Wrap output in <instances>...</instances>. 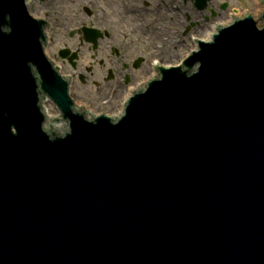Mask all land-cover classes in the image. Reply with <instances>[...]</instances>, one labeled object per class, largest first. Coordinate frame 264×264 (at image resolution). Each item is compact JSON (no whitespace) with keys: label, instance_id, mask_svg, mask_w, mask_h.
I'll return each mask as SVG.
<instances>
[{"label":"water","instance_id":"95a60500","mask_svg":"<svg viewBox=\"0 0 264 264\" xmlns=\"http://www.w3.org/2000/svg\"><path fill=\"white\" fill-rule=\"evenodd\" d=\"M259 16L87 117L25 0H0V264H264Z\"/></svg>","mask_w":264,"mask_h":264},{"label":"flooded vegetation","instance_id":"af4514ba","mask_svg":"<svg viewBox=\"0 0 264 264\" xmlns=\"http://www.w3.org/2000/svg\"><path fill=\"white\" fill-rule=\"evenodd\" d=\"M189 1L195 3L193 0H183L185 4ZM212 2L209 1L205 11H201L196 4L194 6L198 19L196 25L200 28L198 31H206L202 22L208 21L205 12L208 13ZM175 3V0H25L30 16L42 25L44 53L49 58L57 54L56 59L62 63L61 76L69 83L75 110L81 112L90 108L92 103L87 101L83 106L76 104L73 90L77 79L84 86L93 83L97 89L117 82L115 87L110 88L115 93L113 97L119 98L121 90H126L141 79L142 75L136 77L135 72L152 69L158 72L161 66L158 63H162L163 67L166 66L164 63H170L164 56V47L168 46L160 45L159 39L170 43L176 30L175 13H187L189 27L184 36L188 35L192 26H196L191 23L192 8H176ZM220 8L223 10L224 5ZM211 15L217 17L216 12L212 11ZM88 33L97 37V44L88 42ZM136 52L139 55L134 58L131 54ZM61 53L67 54L66 60L60 57ZM84 54H90L92 60L89 67L84 68L85 72L64 75L67 66L77 71ZM74 55H77V61L71 62ZM52 63L54 66L57 64ZM94 76H99L102 82L95 81ZM104 102L105 109L115 105L114 100Z\"/></svg>","mask_w":264,"mask_h":264},{"label":"rangeland","instance_id":"374dc122","mask_svg":"<svg viewBox=\"0 0 264 264\" xmlns=\"http://www.w3.org/2000/svg\"><path fill=\"white\" fill-rule=\"evenodd\" d=\"M175 1H176L175 3L176 8L178 7L183 9L190 7L192 8L193 11L191 13V23L192 24L194 23L196 25L198 19H197V15L194 13L195 3L189 1V3L185 4L183 0H175ZM223 5H227V9L225 11L221 10L220 8ZM259 10H264L261 0H213L212 5H210V7L208 8V13L205 12L208 21L205 22L202 20L203 21L202 26H205L206 31H208V29H211L215 25L218 26L219 24L220 27H228L230 26V23H228L227 25H225V23L230 21V16L239 17L246 11V17L247 16L253 17V19L257 22L258 26L261 27ZM185 11L187 10L185 9ZM212 11L213 13L216 12L217 17H212L213 16L211 15ZM186 17H187L186 12L184 13L176 12L174 15L176 30L174 35L172 36L173 38L172 41L170 40V43L168 44L167 42L163 41L162 38L159 39L160 45L162 44L168 46V47H164L166 49L165 51L166 54L164 56H166V59L170 60V63L168 64L164 63L165 65L179 64V58H184V55H187L188 51H190L194 46L193 42H197L198 36L201 35V31L197 30L200 28L198 27V25H196L191 27L187 36H184L187 27H189V20L187 21ZM153 41H157V39H153ZM202 41H206V40H202ZM56 55L57 54H52L50 58L51 59L53 58L52 61L55 62V64L57 63V65L61 67L62 63L59 59H56ZM131 55L135 58L137 55H139V52L132 53ZM102 57L103 55L100 56V58ZM185 58L187 59V56H185ZM91 61H92L91 55L84 54L83 59L79 64V67L77 68V71H74L71 67L67 66L65 68V71H63V73L64 75H67V73L78 75L80 72H85L84 68L89 67ZM158 64L162 66V63H158ZM152 71L153 69L145 70L142 72L139 71L135 72L134 74L136 75V77L142 75L141 79H139L135 85L134 84L129 85L126 90L124 91L121 90L119 93L120 95L119 98L113 97L115 93L113 89L110 88L111 86L115 87L117 82L106 84L105 87L97 89L93 83H88L86 86H84L80 84L77 79L76 87L73 90V98L78 106L79 105L83 106L84 105L83 103L85 104H87L88 102L92 103V106L85 110V114L87 117H97L100 114H106L110 117V115L119 114V110L123 109L122 101L125 100L126 96L130 93V90L134 89L135 87H136L135 90H144V84L142 85V83H144V78H149V75L151 74ZM94 80L102 82V79H100L99 76H96ZM105 100H114L113 103L115 105L112 106V108L105 109L106 107V102H104ZM43 106L47 108L52 115L59 113L58 109L51 100L46 104H44Z\"/></svg>","mask_w":264,"mask_h":264},{"label":"bare ground","instance_id":"6f19581e","mask_svg":"<svg viewBox=\"0 0 264 264\" xmlns=\"http://www.w3.org/2000/svg\"><path fill=\"white\" fill-rule=\"evenodd\" d=\"M228 23H230V21L227 22V23H225V25H227ZM219 25H220V24H219ZM219 25H218V26H217V25L213 26L211 29H208V31L201 32V35L198 36V39H197V40L202 39V40H206V41H207L209 35L216 33V27H220ZM221 26H223V25H221ZM172 39H173V38H170L171 41H172ZM162 40H164V39H162ZM194 49H195V47L193 46V48H192L190 51H188V53L193 52ZM185 56H187V55H184V58H185ZM166 66H167V65H166ZM149 78H155V74L152 72V73L149 75ZM143 84H144V83H142V85H143ZM137 87H139V86H137ZM135 89H136V87H135L134 89H131V90H135ZM126 98H129V94L126 96ZM126 98H125V100H126ZM46 112H47L48 115H52V114L49 112L48 109H46ZM121 112H122V109L119 110V114H120Z\"/></svg>","mask_w":264,"mask_h":264}]
</instances>
